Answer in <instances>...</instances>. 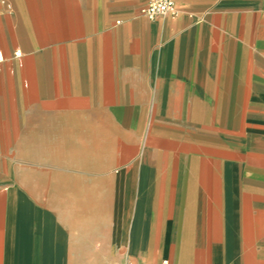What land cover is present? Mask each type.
<instances>
[{"label": "crops", "instance_id": "0c3cea01", "mask_svg": "<svg viewBox=\"0 0 264 264\" xmlns=\"http://www.w3.org/2000/svg\"><path fill=\"white\" fill-rule=\"evenodd\" d=\"M149 2L0 0V264H264V0Z\"/></svg>", "mask_w": 264, "mask_h": 264}, {"label": "built area", "instance_id": "2783aa9c", "mask_svg": "<svg viewBox=\"0 0 264 264\" xmlns=\"http://www.w3.org/2000/svg\"><path fill=\"white\" fill-rule=\"evenodd\" d=\"M141 14L150 20H157L167 15L178 17L180 11L176 0H150V2L141 9ZM22 57L20 51L15 52V58ZM5 55L0 51V67L6 62Z\"/></svg>", "mask_w": 264, "mask_h": 264}, {"label": "rangeland", "instance_id": "374dc122", "mask_svg": "<svg viewBox=\"0 0 264 264\" xmlns=\"http://www.w3.org/2000/svg\"><path fill=\"white\" fill-rule=\"evenodd\" d=\"M29 1H32V2H33V1H35V0H29Z\"/></svg>", "mask_w": 264, "mask_h": 264}]
</instances>
